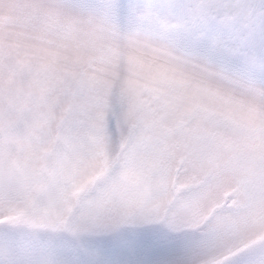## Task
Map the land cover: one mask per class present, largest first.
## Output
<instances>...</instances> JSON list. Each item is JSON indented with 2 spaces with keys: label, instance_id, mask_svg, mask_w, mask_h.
Masks as SVG:
<instances>
[{
  "label": "snow or ice",
  "instance_id": "obj_1",
  "mask_svg": "<svg viewBox=\"0 0 264 264\" xmlns=\"http://www.w3.org/2000/svg\"><path fill=\"white\" fill-rule=\"evenodd\" d=\"M29 8L32 43L0 41V142L17 143L22 129L29 145L0 151V180L59 182L90 169L69 201L99 176L98 196L135 198L163 220L219 212L220 223L264 221V0ZM152 10L176 21L188 49L224 66L230 92L122 67L110 42L131 38ZM205 199L208 210L197 207ZM163 239L148 229L105 244L150 248Z\"/></svg>",
  "mask_w": 264,
  "mask_h": 264
},
{
  "label": "rangeland",
  "instance_id": "obj_2",
  "mask_svg": "<svg viewBox=\"0 0 264 264\" xmlns=\"http://www.w3.org/2000/svg\"><path fill=\"white\" fill-rule=\"evenodd\" d=\"M40 2L0 0V41L32 43L29 6ZM175 23L152 10L131 38L111 41L122 67L142 75L166 72L189 84L230 92L224 66L188 49ZM241 99L253 103L250 97ZM14 138L17 143L0 142V151L29 146L22 129ZM89 173L82 169L75 178L59 182L37 177L0 180V264H250L264 255V221L258 218L220 223L216 212L200 219L163 220L135 198L98 196L94 188L99 176L69 201L73 186ZM197 207L208 210L211 202L202 200ZM148 229L164 234L161 243L150 248L105 244Z\"/></svg>",
  "mask_w": 264,
  "mask_h": 264
}]
</instances>
